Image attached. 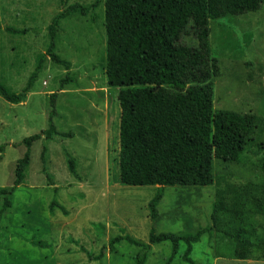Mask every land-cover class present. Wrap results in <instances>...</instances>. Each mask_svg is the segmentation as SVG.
I'll return each mask as SVG.
<instances>
[{
	"label": "rangeland",
	"instance_id": "1",
	"mask_svg": "<svg viewBox=\"0 0 264 264\" xmlns=\"http://www.w3.org/2000/svg\"><path fill=\"white\" fill-rule=\"evenodd\" d=\"M94 2L68 0V5ZM61 10L60 0H0V82L12 92L20 93L36 70L50 44L47 28ZM92 13L95 19L73 16L60 24L56 52L71 64V84L61 90L67 71L49 59L24 103L12 105L0 98V146L47 129L53 109L57 130L73 133L72 138L35 143L27 179L7 196L12 206L4 214L6 196L0 197V264H135L140 248L123 241L111 252L110 240L130 236L149 243V203L158 186L120 181L122 88L108 80L105 4ZM210 27L219 65V76L212 79L214 109L254 114L260 121L239 163L214 161L211 186H165L154 226L157 234H195L211 224L213 205L222 200L244 211L255 247L252 258L235 259L232 241L217 233L203 236L191 258L196 264H264V215L244 205L264 203V5L255 13L212 21ZM8 28L28 32L15 35ZM185 41L197 45L192 38ZM44 146L47 174L41 162ZM24 152V146L6 147L0 190L12 188L13 168ZM68 155L76 161L77 176L70 171ZM54 199L67 215L59 208L51 213ZM38 242L45 246H35ZM104 247L99 261H90L82 250L98 256ZM186 249L182 243L171 264H189L183 260ZM171 255L170 242L152 245L146 264H168Z\"/></svg>",
	"mask_w": 264,
	"mask_h": 264
},
{
	"label": "trees",
	"instance_id": "2",
	"mask_svg": "<svg viewBox=\"0 0 264 264\" xmlns=\"http://www.w3.org/2000/svg\"><path fill=\"white\" fill-rule=\"evenodd\" d=\"M60 2L62 10L47 28L50 44L46 53L40 55L27 85L20 93H15L0 82V98L12 105L24 103L49 59L67 71L61 90L65 84H71V64L56 52L60 24L73 16L91 15L95 19L92 12L105 4L108 80L111 86L122 88L119 93L120 181L127 186H158L157 194L149 203L153 222L149 243H139L130 236H117L110 240L109 250L112 252L115 245L125 241L140 248L134 263L146 264L152 245L170 242L172 255L168 264H171L184 243L187 249L183 260L196 264L191 258L195 244L203 236L217 233L232 241L235 259L252 258L255 247L249 236V225L243 219L244 211L230 208L222 200L213 205L211 224L195 234H157L154 224L165 186H211L214 161L239 163L251 142L260 117L214 109L212 79L219 76V65L210 44V23L255 13L263 7L264 0H95L90 6L68 5V0ZM7 31L15 35L28 32L11 28ZM187 37L197 45L187 43ZM56 97L57 94L51 96L53 106ZM49 112L47 129L20 143L0 146V163L7 146L25 148L13 168L12 188L0 190V197L6 196L2 214L12 206L7 196H12L27 179L33 145L42 140L52 141L57 136H73L71 132L57 130L56 110ZM46 153L44 146L41 162L42 171L47 174ZM67 159L71 173L77 176L75 159L70 155ZM260 166L264 171V158ZM54 191L57 195L58 189ZM246 204L248 210L264 215V203ZM56 208L68 214L54 199L50 204L52 214ZM34 245L45 246L40 242ZM106 249L104 247L98 256L82 250L90 261H99L104 258Z\"/></svg>",
	"mask_w": 264,
	"mask_h": 264
}]
</instances>
